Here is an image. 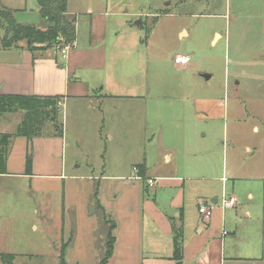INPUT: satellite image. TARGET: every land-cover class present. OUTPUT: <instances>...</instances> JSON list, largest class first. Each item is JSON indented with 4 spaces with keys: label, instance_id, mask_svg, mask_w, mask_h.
Segmentation results:
<instances>
[{
    "label": "crops",
    "instance_id": "crops-1",
    "mask_svg": "<svg viewBox=\"0 0 264 264\" xmlns=\"http://www.w3.org/2000/svg\"><path fill=\"white\" fill-rule=\"evenodd\" d=\"M27 1L18 0L14 7L0 5L14 11L17 23L41 26L37 4L28 9ZM91 4L70 11L67 0V14L75 21V41L65 60L52 48L31 51L21 43L18 48L3 49L0 44V95L61 97L60 112L65 107V117H71L75 146L86 148L92 143L97 153L100 146H106L107 174L98 179L92 173L78 174L81 164L75 160L67 173L64 146L68 134L62 128L59 137L48 129L30 141L14 138L6 174L0 177L61 179L64 185L75 183L76 191L83 193L75 219L94 225L86 233L80 229L64 233L63 215L65 261L73 258L67 264H87L85 258L99 255L95 229L101 214L115 223L108 264H176L175 229L182 235L181 264H264V207L251 210L238 202L235 170L229 174L232 187L227 190L225 155L219 166L221 175H210L208 147L192 137L198 119L187 85L171 77L163 96L161 63L143 55L149 49L146 38L133 34L130 21L112 11L108 0L99 7ZM160 13L156 7L135 13L140 17L138 29ZM179 33L187 35L185 30ZM169 62L178 75L190 72V60L187 65H176L173 59ZM11 117H0V133L14 132ZM28 152L32 158L29 175L25 167ZM92 181L98 182V211ZM222 198L235 202L222 207ZM67 203L75 204L68 198ZM67 205L64 213L69 211ZM201 205L211 209L210 218L199 214Z\"/></svg>",
    "mask_w": 264,
    "mask_h": 264
},
{
    "label": "rangeland",
    "instance_id": "rangeland-1",
    "mask_svg": "<svg viewBox=\"0 0 264 264\" xmlns=\"http://www.w3.org/2000/svg\"><path fill=\"white\" fill-rule=\"evenodd\" d=\"M16 1L0 0L12 7ZM104 1L69 0V7L70 11L83 3L99 7ZM108 1L112 11L130 21L133 34L141 40L146 38L149 49L143 55L160 61L163 96L171 77L187 85L195 106L194 118L198 119L192 137L208 147L210 175H221L219 166L225 155V178L231 177L233 170L237 172L238 202L251 210L264 207V0ZM35 4V0H28V9ZM155 7L161 9V15L138 29L140 17L135 13H147ZM183 30L187 35L181 37L179 32ZM2 36L0 32V44ZM175 54L189 57L188 74L178 75L171 68L169 61ZM64 109L61 107L59 122L64 135L68 134L64 146L67 173L80 163L78 174L92 173L97 179L106 175V146H100V153L92 143H87L86 148L75 146L70 136L72 120L70 115L65 117ZM9 114L11 131H15L22 113ZM50 128L47 125L44 132ZM75 186L55 178L0 177V254L14 255L13 264H59L63 215L64 233H77L79 229L86 233L94 225L90 221L80 224L75 219L77 205L84 199ZM231 187L232 180L228 179L227 190ZM67 198L75 206L67 205ZM65 205L69 211L64 213ZM106 228L108 225H103L99 217L95 246L100 252L96 258H85L87 264H95L100 258ZM70 259L73 260L66 258L67 262Z\"/></svg>",
    "mask_w": 264,
    "mask_h": 264
},
{
    "label": "trees",
    "instance_id": "trees-1",
    "mask_svg": "<svg viewBox=\"0 0 264 264\" xmlns=\"http://www.w3.org/2000/svg\"><path fill=\"white\" fill-rule=\"evenodd\" d=\"M38 13L43 21L41 26L19 24L14 17V11L0 5V32L3 36L1 46L3 49L18 48L20 44L31 51L52 48L56 52L64 45H72L75 41V21L67 16V0H36ZM62 98L38 97L24 95H0V117L9 113H22L21 120L13 133H0V175L6 174V162L12 140L22 137L27 140L40 137L47 125L51 126L54 136L62 135L60 124V104ZM31 154L28 152L25 161L26 174L31 172ZM140 167V166H139ZM139 175H143L140 167ZM98 182L94 183L92 199L98 211ZM102 224L108 225L103 233V251L96 264H108L112 253L115 238L113 230L115 223L104 214L100 215ZM181 232L174 231L173 259L181 264ZM66 244H61L59 264H67L64 257ZM15 256L0 254L2 264H13Z\"/></svg>",
    "mask_w": 264,
    "mask_h": 264
},
{
    "label": "built area",
    "instance_id": "built-area-1",
    "mask_svg": "<svg viewBox=\"0 0 264 264\" xmlns=\"http://www.w3.org/2000/svg\"><path fill=\"white\" fill-rule=\"evenodd\" d=\"M70 47H71V45H64L58 49L57 53L59 54V56L62 60H65L67 58L68 51H69ZM173 62L176 65H187L189 62V57L188 56H175L173 58ZM133 170L136 171V168H134ZM148 185L150 187H152L153 181L150 180ZM234 202H235V200L233 198H228V199L222 198L221 206L226 207V206L234 204ZM198 212H199V214L203 215L205 218H210V216H211V209L207 208L205 205L199 206Z\"/></svg>",
    "mask_w": 264,
    "mask_h": 264
},
{
    "label": "water",
    "instance_id": "water-1",
    "mask_svg": "<svg viewBox=\"0 0 264 264\" xmlns=\"http://www.w3.org/2000/svg\"><path fill=\"white\" fill-rule=\"evenodd\" d=\"M205 78L208 79L209 76H205ZM92 211H93V208H90V212H92Z\"/></svg>",
    "mask_w": 264,
    "mask_h": 264
}]
</instances>
